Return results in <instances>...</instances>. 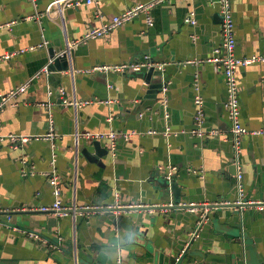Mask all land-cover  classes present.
Segmentation results:
<instances>
[{
  "label": "crops",
  "instance_id": "crops-1",
  "mask_svg": "<svg viewBox=\"0 0 264 264\" xmlns=\"http://www.w3.org/2000/svg\"><path fill=\"white\" fill-rule=\"evenodd\" d=\"M145 1L83 0L70 7L55 0H0V25L20 20L0 27V55L14 53L0 63V90L9 91L37 75L14 105L0 112V134L46 133L49 112L41 103L51 104L60 134L56 150L63 200L79 206L77 215L66 217L38 209L54 200L42 174L51 163L48 141H31L20 149L0 142V264H171L172 259L176 264H264V209L255 205L211 209L193 243L188 238L198 214L187 210L88 213L83 208L114 203L116 190L121 203L144 205L216 203L237 196L227 85L212 60L223 41L220 0H170L152 10L153 25L140 16L103 37L73 45L90 28ZM231 9L237 55L264 57V0H232ZM191 12L195 26L186 21ZM37 13L42 16L25 19ZM50 48L69 50V69L43 71L52 60ZM146 57L166 63L164 71L158 70L161 77L154 74L150 82L137 75L145 69L87 71ZM237 77L243 125L250 131L264 128V61L240 66ZM159 79L166 83V103L160 101L163 91L155 100L146 98ZM197 95L204 99L205 127L220 131L216 138L200 140L188 133L194 127ZM82 100L90 102L80 105ZM169 126L172 133L166 136L163 131ZM86 130L136 133L129 140L119 137L116 154L110 150L98 163L79 149L82 140L76 133ZM101 141L109 149L108 142ZM95 150H90L93 155ZM23 153L36 167L35 175L22 173ZM242 160L247 198L264 201V134L245 136ZM169 167L176 168L172 178L180 186L179 198L160 185ZM121 248L127 249L123 258L117 255Z\"/></svg>",
  "mask_w": 264,
  "mask_h": 264
},
{
  "label": "built area",
  "instance_id": "built-area-1",
  "mask_svg": "<svg viewBox=\"0 0 264 264\" xmlns=\"http://www.w3.org/2000/svg\"><path fill=\"white\" fill-rule=\"evenodd\" d=\"M170 0H148L145 2H139L131 7H129L124 12L115 15L111 21L102 23L100 26H94L86 31L85 35L81 39H77L73 41V45H78L80 43H85L89 39L103 37L113 31L115 28H118L133 19L143 16L145 17L148 25L154 24V19L152 17V10L159 4H163ZM231 1L232 0H220L222 4V12H223V24H222V35L223 41L222 45L219 48L215 49L217 53L216 56L212 58L213 61L217 64V69H220L225 76V81L227 85L228 91V100H227V112L229 118L231 120V131H232V146H233V164L236 167V187H237V197L233 200H224L219 201L216 203H201V202H174L170 201L168 203L163 204H150L144 205L140 203H121V194L119 190H116L114 193L115 201L110 205H91L83 207L85 211L88 213L94 211H102V212H115L116 209L123 208V209H135V208H144L150 213H153L157 210H161L164 212L169 211L170 209H182L187 210L188 212L198 214L199 220L197 222V226L193 231H191L190 236L191 239H195L198 237L199 230L201 229L202 225L208 221L211 209H217L220 207H227V206H235L237 209L243 210L248 205H255L260 209H264V201H256L247 198L245 185H244V164L242 160V152H243V143L244 138L247 134H264V128L258 130H248L241 121L242 116V107H241V100H240V85L238 82L237 77V70L240 66L247 65L253 63L255 61H264V57L260 56H252V57H241L237 55L236 48H237V39H236V25H235V18L234 14L231 9ZM33 2H37V0H33ZM62 3L63 5L70 6V7H77L83 3V0H55L54 3ZM88 4L98 2V0H86ZM39 13L35 15H30L25 17L26 20H32L37 17H41ZM20 21L19 19H13L4 25H0V27H12L15 23ZM186 21L190 22L191 25H197V19L194 12H191ZM193 38H197L194 34ZM47 42L42 44L45 45ZM14 53L8 52L4 55H0V63L3 60L10 59ZM53 60L47 64L43 71H49V65ZM196 62L195 60H188L186 63H193ZM165 62H157L149 59L146 57L144 61H132V62H121V63H111V64H104V65H96L92 68L87 69L88 72H103V73H111V72H126V71H140L142 69H148L151 67L156 68L157 70L164 71L166 65ZM37 76V75H36ZM36 76H33L20 85L12 88L9 91L3 92L0 90V112L4 110L6 105L13 104L15 101L25 93L29 86H31L33 80ZM198 86V83H197ZM61 94L65 93V88L60 89ZM166 87L163 89V97L160 101L162 103H166ZM166 98V99H165ZM64 102L69 104H78V102L64 99ZM90 101L82 100L79 102L80 105H86ZM107 103H112L113 100L106 99ZM45 105L48 109V131L43 134H25V133H1L0 134V142L8 141L9 144L15 149H20L24 147L27 143L31 141H48L52 148L51 154V163L50 167L43 171L44 174L52 189V193L54 195V200L52 203L42 204L38 209L42 212L53 213L60 217H66L69 215H77L79 206L75 203L66 204L63 200V180L60 175V172L57 168V141L60 137V134L57 133L55 128V118L54 113L49 103H41ZM195 105H196V112L194 116V127L188 131L191 136L199 137L201 139L206 138L207 136L218 137L220 134L219 129H207L205 127V119L206 115L204 113V99L202 95H197L195 97ZM168 123H166L167 125ZM136 132H125V131H79L76 133V136L80 140H106L108 142L109 150L111 153L115 155L117 149V140L119 137H122L125 140H129ZM150 133H156V130H151ZM164 135L169 136L172 131L169 127H166L163 131ZM22 162V173L25 175H35L37 173V169L35 166L30 165L29 157L23 153L21 156ZM176 168L169 167L167 172V178L171 179L173 171ZM32 237L41 240L43 243H49L50 241L45 237H41L37 234H30ZM53 247H57V244L52 243ZM180 259V257H179Z\"/></svg>",
  "mask_w": 264,
  "mask_h": 264
},
{
  "label": "water",
  "instance_id": "water-1",
  "mask_svg": "<svg viewBox=\"0 0 264 264\" xmlns=\"http://www.w3.org/2000/svg\"><path fill=\"white\" fill-rule=\"evenodd\" d=\"M58 52L59 51H57L54 48H50L49 49L50 56H51V58L53 60L49 67L52 70H62L63 71V70L69 69V63H68V59H67L68 58V54H69V50H67V48H66V49L61 50L59 53ZM145 70L147 71L146 73L145 72L144 73H140L139 72V73H137V75H139V77H141V78L146 79V82H150L151 78H152V76L154 74H158L159 77H161L160 75H162L161 72L156 70V68H154V67H151V68H148V69H145ZM165 86H166V83L163 80H161V79H159L155 84L154 83L151 84L150 89H149L150 91L147 92L146 98L152 99V100L157 99L158 98V94L163 91V88ZM162 94H163V92H162ZM162 97H163V95L160 98L162 99ZM199 139L201 140V138H199ZM92 147H94L96 149L95 152H96L97 156L93 155L91 153L90 150L92 149ZM79 149L81 150V152L84 155H86L88 157V159L90 161L98 162V163L101 162V158L103 156L107 155L110 152L108 147H102V141L101 140L89 141V140H85L84 139V140L81 141V144L79 145ZM234 168H235V175H236V167H235V165H234ZM165 177L160 180V185H162V187H166V188L171 189V191L174 193L175 197L179 198V193H180L179 184L176 181L173 180L174 178L169 179V178H167V175ZM198 220H199V217L197 219V222H198ZM115 222L116 223L118 222V218L117 217L115 218ZM206 223L207 222H205L202 225L201 228H203V226ZM196 239H198V237L195 238V239H193V238L191 239V236L189 235L188 242L189 243H193ZM161 256H162V254H161ZM176 260L172 259L171 264H176ZM194 264H198V263H194Z\"/></svg>",
  "mask_w": 264,
  "mask_h": 264
},
{
  "label": "clouds",
  "instance_id": "clouds-1",
  "mask_svg": "<svg viewBox=\"0 0 264 264\" xmlns=\"http://www.w3.org/2000/svg\"><path fill=\"white\" fill-rule=\"evenodd\" d=\"M132 237H128V240H131ZM121 244H123L124 242V237L120 238ZM127 254V249H118L117 255L120 256L121 258H123V256H125Z\"/></svg>",
  "mask_w": 264,
  "mask_h": 264
}]
</instances>
